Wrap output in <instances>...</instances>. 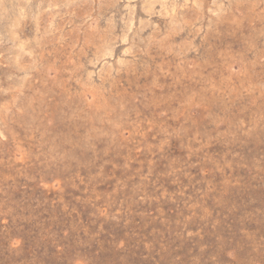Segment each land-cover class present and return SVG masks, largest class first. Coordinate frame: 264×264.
Instances as JSON below:
<instances>
[{"label": "rangeland", "instance_id": "1", "mask_svg": "<svg viewBox=\"0 0 264 264\" xmlns=\"http://www.w3.org/2000/svg\"><path fill=\"white\" fill-rule=\"evenodd\" d=\"M0 264H264V0H0Z\"/></svg>", "mask_w": 264, "mask_h": 264}]
</instances>
